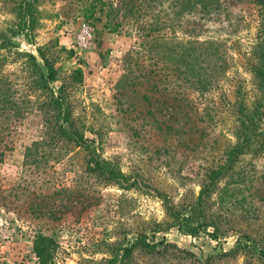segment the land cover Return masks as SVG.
<instances>
[{
	"label": "rangeland",
	"instance_id": "rangeland-1",
	"mask_svg": "<svg viewBox=\"0 0 264 264\" xmlns=\"http://www.w3.org/2000/svg\"><path fill=\"white\" fill-rule=\"evenodd\" d=\"M19 3L0 0V33L16 27ZM259 7L254 0H38L34 42L18 34L15 50H44L60 80L82 71L67 92L106 171L89 170L90 153L80 147L46 146L51 134L38 110L8 121L0 264H264V119L204 197L199 233L178 229L170 213L192 210L205 173L237 145L240 120L264 104ZM84 27L92 38L79 47ZM17 61L0 73L27 92ZM140 241L161 244L149 252Z\"/></svg>",
	"mask_w": 264,
	"mask_h": 264
},
{
	"label": "trees",
	"instance_id": "trees-1",
	"mask_svg": "<svg viewBox=\"0 0 264 264\" xmlns=\"http://www.w3.org/2000/svg\"><path fill=\"white\" fill-rule=\"evenodd\" d=\"M18 23L14 29H8V35L0 33V70L7 62H18L20 64V73L25 79L27 92L20 90L18 82L15 79H9L0 73V146L3 144L4 131L7 129L8 121L18 120L25 115L31 114L34 110H38L42 115L44 128L50 133V137L44 140L46 146H64L73 145L80 147L90 153V158L87 161L88 168L91 171L105 172L103 161L94 158L95 149L91 147L92 140L86 139L83 134L82 126L73 117V103L67 88L74 85V82H82V71L77 69L72 72V75L59 79L58 70L55 69L54 62L49 59L46 52L42 49H37V56L30 52H18L13 44V38L18 34H23L27 42L33 44L34 30L37 22L36 4L38 0H19ZM260 15V23L264 24V0H254ZM15 50V51H14ZM40 59V62L38 61ZM260 65L258 67L257 77L262 85L264 93V47L260 48L259 56ZM56 81H60V86L53 87ZM72 88V87H71ZM264 119V104L261 108L254 109L242 118L241 127L238 130V143L227 154L224 155L223 164L217 169H211L205 173L203 182L198 196V202L194 204L192 210L189 209L187 214L180 215L179 212L170 209V213L178 220V229L196 235L200 229L207 223L201 221L199 215H202L201 205L204 203V197L208 195L211 188L217 183L224 172L235 163L243 150L248 147L249 143L254 138L258 124ZM43 143V141H42ZM37 145V144H36ZM29 152L30 150L27 149ZM3 151L0 148V157ZM28 155V154H27ZM26 155V156H27ZM96 157V156H95ZM108 173L113 175L114 171L108 170ZM195 225H191L194 224ZM214 232L209 233V236L214 240H218L221 234L218 233L215 224ZM143 248L149 252H158L156 248L161 243L148 244L145 241L139 242ZM168 246V245H166ZM132 248L124 251V257H127Z\"/></svg>",
	"mask_w": 264,
	"mask_h": 264
},
{
	"label": "built area",
	"instance_id": "built-area-1",
	"mask_svg": "<svg viewBox=\"0 0 264 264\" xmlns=\"http://www.w3.org/2000/svg\"><path fill=\"white\" fill-rule=\"evenodd\" d=\"M92 38L91 29L84 27L77 37V44L79 47H86Z\"/></svg>",
	"mask_w": 264,
	"mask_h": 264
}]
</instances>
